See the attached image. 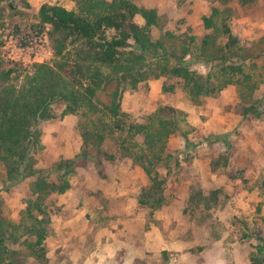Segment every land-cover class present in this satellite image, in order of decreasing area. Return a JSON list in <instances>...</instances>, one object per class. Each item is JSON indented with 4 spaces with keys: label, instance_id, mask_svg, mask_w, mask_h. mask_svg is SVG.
Here are the masks:
<instances>
[{
    "label": "trees",
    "instance_id": "16d2710c",
    "mask_svg": "<svg viewBox=\"0 0 264 264\" xmlns=\"http://www.w3.org/2000/svg\"><path fill=\"white\" fill-rule=\"evenodd\" d=\"M74 1V10L48 3L39 10L40 24L50 26V62L36 63L35 71L26 75L0 64V179L10 191L34 178L21 220L0 214V264H28L30 258L47 264L45 242L54 213L48 201L69 191L77 170L90 162L105 177L107 162L130 157L150 181L138 202L152 212L167 205L168 178L161 169L171 170L175 158L169 142L180 136L190 146L195 128L188 113L168 105L126 124L122 104L128 90L163 80L164 93L181 89L193 105H201L205 98H218L234 86L236 114L248 121L264 117L263 100L257 98L264 85V36L251 43L242 41L231 27L232 9L213 8L202 18L207 33L198 45L195 35L171 31L167 17L137 0ZM239 1L246 6L258 0ZM21 6L30 4L0 0V27ZM193 60L204 62L209 72L192 69ZM57 105L64 106L61 115L56 113ZM69 115L78 118L82 149L75 158L58 160L51 179L52 170L36 169L32 161L41 148L40 126ZM257 186L264 195V175ZM219 193L193 190L190 205L211 208ZM250 261L264 264V237Z\"/></svg>",
    "mask_w": 264,
    "mask_h": 264
},
{
    "label": "rangeland",
    "instance_id": "374dc122",
    "mask_svg": "<svg viewBox=\"0 0 264 264\" xmlns=\"http://www.w3.org/2000/svg\"><path fill=\"white\" fill-rule=\"evenodd\" d=\"M72 1L74 10L76 2ZM157 2L163 3L167 28L195 35L198 45L207 33L202 18L213 8L232 9L231 27L242 41L251 43L264 36V0L246 6L239 0L152 1ZM39 10L21 6L0 27L2 68L12 67L23 75L35 71L36 63L9 60L6 46L11 37L29 40L32 33H47L52 49L50 26L40 24ZM137 20L144 24L142 17ZM154 34L158 37L159 31ZM52 58L53 49L45 62ZM190 66L203 74L210 70L202 61L193 60ZM162 86L163 80H157L128 90L122 109L126 124L142 121L165 105L189 115L195 128L190 146L182 137H172L171 170L161 169L168 178L167 205L152 212L138 202L150 181L130 157L107 162L105 177L90 162L77 170L69 191L48 201L54 213L45 242L47 264H251L250 254L264 237V195L257 186L264 175V117L248 121L236 114L234 86L218 98H205L201 105H193L181 89L164 93ZM257 98L264 105V85ZM63 109V105L55 107L58 115ZM77 124L78 118L69 115L40 126L41 148L32 156L36 169L52 170L51 179H55L57 161L80 153L83 140ZM33 181V177L26 178L6 191L0 179V214L19 222ZM193 190L207 195L219 191L218 203L211 208L190 205ZM27 263L41 264L33 258Z\"/></svg>",
    "mask_w": 264,
    "mask_h": 264
},
{
    "label": "built area",
    "instance_id": "2783aa9c",
    "mask_svg": "<svg viewBox=\"0 0 264 264\" xmlns=\"http://www.w3.org/2000/svg\"><path fill=\"white\" fill-rule=\"evenodd\" d=\"M29 40L11 37L7 42L9 60L23 65L45 63L52 55L47 33H32Z\"/></svg>",
    "mask_w": 264,
    "mask_h": 264
},
{
    "label": "crops",
    "instance_id": "0c3cea01",
    "mask_svg": "<svg viewBox=\"0 0 264 264\" xmlns=\"http://www.w3.org/2000/svg\"><path fill=\"white\" fill-rule=\"evenodd\" d=\"M153 0H140V5L146 7V8H156L158 9V12L160 15H164L165 11L163 9V3H158L157 2V5L156 4H153L152 3ZM157 1V0H156ZM29 4L32 6V8L34 10H39L41 8V6L43 4H56V5H61L65 8H67L68 10H72L74 8V2L72 0H28ZM196 121H194L193 124H195L196 126Z\"/></svg>",
    "mask_w": 264,
    "mask_h": 264
}]
</instances>
